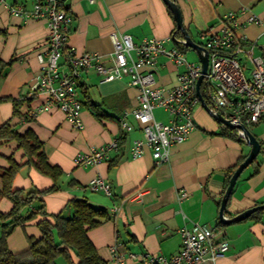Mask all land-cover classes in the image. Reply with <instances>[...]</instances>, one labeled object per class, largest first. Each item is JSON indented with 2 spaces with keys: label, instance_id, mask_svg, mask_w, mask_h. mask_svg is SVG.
<instances>
[{
  "label": "crops",
  "instance_id": "1",
  "mask_svg": "<svg viewBox=\"0 0 264 264\" xmlns=\"http://www.w3.org/2000/svg\"><path fill=\"white\" fill-rule=\"evenodd\" d=\"M178 5L183 24L191 39L200 40L201 33L219 25L222 17L231 11L237 13L240 27L235 35L252 46V56H264V0H174ZM34 0H4L0 2V60L9 63L2 71L0 97L24 101L19 116L13 115L10 101L0 102V125H9L18 133L32 130L43 143L48 162L59 167L63 174L57 182L58 189L42 195L47 214L71 215L68 202L85 199L93 208L105 210L107 219L87 232L99 256L108 264L112 261L111 248L119 243L118 250L136 256L177 254L181 247L179 229L194 224L214 226L218 221L220 201L227 171L249 151L244 140H239L235 130L224 131L201 105L194 108L195 129L188 139L171 147L169 160L155 166L147 150L138 158L130 156L131 143L141 139V124L130 114L125 121L132 126L124 132L119 120L138 105V91L128 86L126 79L104 82L92 69L81 73L76 86V96L82 105L81 129L66 121L57 108L41 111L31 116L46 102L43 94L30 97V87L35 80L39 63L37 53L44 46L47 35L46 22L14 16L9 6L29 10ZM62 10L72 21L60 61V71H66L65 60L69 49L78 53H95L100 61L111 60L113 46L111 34H129L135 44L144 39H156L166 48L180 47L173 39L176 25L163 0H58ZM246 8L260 19L259 24L248 23ZM182 39V36H176ZM197 43V42H195ZM199 44V43H198ZM183 52H184V48ZM248 71L251 62L240 57ZM146 71V69H144ZM158 87H173L180 67L159 56L150 70ZM97 106L98 116L84 104ZM157 120L167 122L169 116L162 109ZM260 144L253 164L237 179L227 201L224 217L233 219L237 214L264 204V115L249 128ZM124 137L117 151L108 152L107 158L93 166L74 164L78 153L90 147H102ZM21 164L12 181L13 190L46 191L53 186L51 178L26 165L24 152L14 141L0 146V169L9 167L8 159ZM101 177L110 186L107 195L89 188L90 181ZM182 192L185 195L182 197ZM7 198L0 200V213L11 210ZM255 213V214H254ZM249 217L221 224L229 242V251L214 264H264V210ZM51 216L31 220L24 227H16L7 238L12 254L28 249L32 241L41 237L37 223ZM70 256L75 255L70 252ZM126 264H142L127 260Z\"/></svg>",
  "mask_w": 264,
  "mask_h": 264
},
{
  "label": "built area",
  "instance_id": "2",
  "mask_svg": "<svg viewBox=\"0 0 264 264\" xmlns=\"http://www.w3.org/2000/svg\"><path fill=\"white\" fill-rule=\"evenodd\" d=\"M4 2V0H0ZM14 16L46 22L47 35L44 46L37 53L39 70L30 87V97L43 94L46 102L38 107L31 116L52 108L60 110L74 128L81 129L80 113L82 104L76 96V86L81 73L94 70L104 82L126 79L128 86L138 91V105L119 120L124 132L132 126L125 118L131 115L141 124V139L131 143L130 156L138 158L148 150L155 166L169 160L171 147L186 141L195 129L194 108L200 104L196 94V81L200 75L199 62H189L183 52V38L173 36L180 47L166 48L163 42L156 39H144L135 44L129 34H111L113 46L111 60L100 61L95 53H78L69 49L65 64L66 71H60V61L65 51L71 16L59 8L58 0H34L32 7L9 6ZM240 14L248 13V23L259 24L260 19L246 8ZM234 11L226 13L219 25L210 27L200 35V45L208 57L207 72L199 86L203 102L213 113L238 126L236 136L243 140L244 127L249 129L258 123L264 115V56H252V46H246L244 38L238 39L235 31L240 27ZM159 56H164L181 72L176 74L173 87L155 85L150 71ZM247 57L251 68L247 71L241 64L240 57ZM146 69V71H144ZM202 91V94H201ZM155 109H162L169 116L167 122L157 120ZM222 125V124H221ZM223 126V125H222ZM225 127V126H223ZM118 140L111 141L102 147H90L74 158L79 167L93 166L107 158L108 152L118 150ZM93 191L110 193V186L101 177L93 178L89 183ZM185 195L182 192L181 196ZM181 247L177 254L166 258L162 255L136 256L118 250L119 243L111 248L112 261L115 264H126L127 260L140 261L142 264H214L230 248L219 221L214 226L198 225L179 229Z\"/></svg>",
  "mask_w": 264,
  "mask_h": 264
},
{
  "label": "trees",
  "instance_id": "3",
  "mask_svg": "<svg viewBox=\"0 0 264 264\" xmlns=\"http://www.w3.org/2000/svg\"><path fill=\"white\" fill-rule=\"evenodd\" d=\"M59 8L62 9L60 3ZM175 36L182 35L176 31ZM8 65L10 62L4 63L0 60V79L3 77V69ZM202 97H204L203 94ZM3 101H10L13 106V115L19 116L20 106L24 101L30 102L31 99L21 101L0 97V102ZM84 106H87L92 113L98 116L97 106L87 103ZM226 130L228 129L225 128L224 131ZM239 140L242 139L239 138ZM9 141H14L18 148L24 152L26 165L51 178L54 184L46 191L13 190L12 181L22 165L9 158V167L0 169V200L7 198L12 203L9 212L0 213V264H56V260L60 256H63L69 264H108L99 256L87 235L90 229L99 226L108 218L106 211L93 208L85 199H72L68 202L70 216L63 213L47 214L42 195L58 189L57 182L63 174L62 170L48 162L43 150V143L32 130H26L20 134L9 123H3L0 125V146ZM123 142L124 137L121 135L118 138V147ZM244 159L242 157L227 171L223 193L232 173ZM38 216H51L52 221L46 218L41 219L37 223L41 233L40 239L32 241L24 252L12 254L7 247V238L16 227H24L27 222ZM70 252L75 255L76 261H72Z\"/></svg>",
  "mask_w": 264,
  "mask_h": 264
},
{
  "label": "water",
  "instance_id": "4",
  "mask_svg": "<svg viewBox=\"0 0 264 264\" xmlns=\"http://www.w3.org/2000/svg\"><path fill=\"white\" fill-rule=\"evenodd\" d=\"M165 4L168 6L170 12L172 13L175 25H176V30L179 31L182 35V38L184 40L183 46L194 50L198 54V62L200 63L201 66V71L200 75L197 78L196 81V94L198 96V99L200 101L201 106L204 108L206 112L217 122L225 126L226 128L236 130L238 128L237 125L231 123L229 120L224 119L220 114L218 113H213L209 110V108L205 105L203 102V99L200 95L199 92V86L202 82V79L204 75L207 72V65H208V57H207V52L206 50L198 43H195L189 36L188 32L186 31V28L183 24V18L181 11L176 4L174 0H163ZM245 136L243 137V140L245 143L250 146V151L248 155L245 157V159L238 165V167L234 170L232 173L228 185L223 193V196L220 201V207H219V212H218V221L221 224H229L230 222L234 221H240L243 220L247 217H249L252 213L257 212V211H262L264 210V204L254 206L252 208H249L239 214H237L233 219H227L224 217V211L226 208L227 201L231 195V192L233 190V187L241 175V173L255 160L256 156L258 155L260 151V144L255 138V136L250 132L249 129L245 128L243 129Z\"/></svg>",
  "mask_w": 264,
  "mask_h": 264
},
{
  "label": "rangeland",
  "instance_id": "5",
  "mask_svg": "<svg viewBox=\"0 0 264 264\" xmlns=\"http://www.w3.org/2000/svg\"><path fill=\"white\" fill-rule=\"evenodd\" d=\"M192 40L194 42H197V43L201 42L198 39V37H195V36H193ZM184 55H185L186 60H188L189 62H198V54L194 50L186 48L184 50ZM154 116L155 117H159L160 116L158 111H154ZM71 259H72V261H74V257H71ZM56 264H69V263L63 256H60L59 258H57Z\"/></svg>",
  "mask_w": 264,
  "mask_h": 264
}]
</instances>
